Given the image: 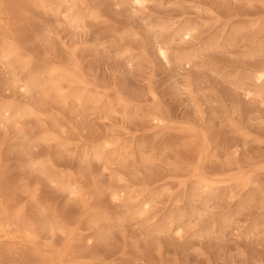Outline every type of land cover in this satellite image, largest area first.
Returning <instances> with one entry per match:
<instances>
[{"label":"rangeland","instance_id":"374dc122","mask_svg":"<svg viewBox=\"0 0 264 264\" xmlns=\"http://www.w3.org/2000/svg\"><path fill=\"white\" fill-rule=\"evenodd\" d=\"M262 71L264 0H0V264H264Z\"/></svg>","mask_w":264,"mask_h":264},{"label":"bare ground","instance_id":"6f19581e","mask_svg":"<svg viewBox=\"0 0 264 264\" xmlns=\"http://www.w3.org/2000/svg\"><path fill=\"white\" fill-rule=\"evenodd\" d=\"M2 8V7H1ZM7 39V38H6ZM18 47V46H17ZM163 50V49H162ZM5 52H6V54L7 55H11V54H13V53H15V49L14 48H12V47H8L6 50H5ZM162 53L163 54H165V51H162ZM6 55V56H7ZM5 56V55H4ZM17 57V56H16ZM8 58V57H7ZM20 69V68H19ZM23 76V75H22ZM24 77V76H23ZM263 77H264V72L262 71V72H260L259 74H258V78L261 80V79H263ZM6 112L8 111V110H5ZM1 227V226H0ZM2 228V227H1ZM1 230V229H0Z\"/></svg>","mask_w":264,"mask_h":264}]
</instances>
